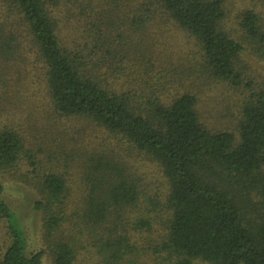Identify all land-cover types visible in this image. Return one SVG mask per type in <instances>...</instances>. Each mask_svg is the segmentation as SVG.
Masks as SVG:
<instances>
[{
  "label": "trees",
  "instance_id": "1",
  "mask_svg": "<svg viewBox=\"0 0 264 264\" xmlns=\"http://www.w3.org/2000/svg\"><path fill=\"white\" fill-rule=\"evenodd\" d=\"M226 18L225 0H0V106L89 121L167 188L158 204L101 154L75 184L60 168L11 179L37 195L44 248L27 254L0 182V264H41L48 253L52 264H264V84L242 61L246 50L264 60V19L244 10L237 34ZM170 29L211 81L237 91L231 129L208 126L197 95L156 65V38ZM8 124L3 179L33 163L22 129Z\"/></svg>",
  "mask_w": 264,
  "mask_h": 264
},
{
  "label": "rangeland",
  "instance_id": "2",
  "mask_svg": "<svg viewBox=\"0 0 264 264\" xmlns=\"http://www.w3.org/2000/svg\"><path fill=\"white\" fill-rule=\"evenodd\" d=\"M225 3L227 28L237 34L240 13L244 10H254L264 19V3L260 0H225ZM156 40L160 43L153 53L156 65L169 67L174 72L179 82L178 89L197 95L198 108L205 121L209 122L208 126L212 123L217 125L215 128L231 129L234 111L239 106L237 91L208 78L207 72L200 66L196 51L180 32L170 29L168 33L157 36ZM242 61L247 75L259 84H264V60H259L246 50L242 54ZM10 122L22 129L25 148L33 162H22L18 173L4 175L5 179L0 178L4 188V201L15 214L11 222H16L25 235L27 254L44 248L40 216L33 210L37 195L29 186L11 179L22 178L24 181L22 175L29 179L34 169L44 172L60 168L65 172L69 183L75 184L81 179L79 175L86 162L92 157L96 158V154H101L107 159H115V163L137 179L143 191L146 189L150 195L157 196L158 204L167 194L165 183L153 164L132 151L128 152L125 145L122 147L111 141L112 144L109 142L108 145L104 131L89 121L62 117L53 113L48 106L37 104L0 106V125H9ZM34 163L38 165L34 167ZM76 172L79 175L73 176ZM1 237L3 231L0 227V240ZM41 264H52L50 253L43 256Z\"/></svg>",
  "mask_w": 264,
  "mask_h": 264
}]
</instances>
